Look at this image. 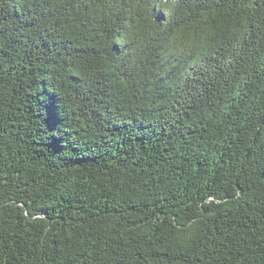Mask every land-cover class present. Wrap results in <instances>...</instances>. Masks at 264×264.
I'll return each mask as SVG.
<instances>
[{
	"label": "trees",
	"instance_id": "trees-1",
	"mask_svg": "<svg viewBox=\"0 0 264 264\" xmlns=\"http://www.w3.org/2000/svg\"><path fill=\"white\" fill-rule=\"evenodd\" d=\"M3 3L0 264H264V59L227 56L240 13L245 49L264 46V0H184L219 10L224 32L203 63L154 48L139 72L90 80L79 73L98 58L91 19L78 46L23 0Z\"/></svg>",
	"mask_w": 264,
	"mask_h": 264
},
{
	"label": "clouds",
	"instance_id": "clouds-1",
	"mask_svg": "<svg viewBox=\"0 0 264 264\" xmlns=\"http://www.w3.org/2000/svg\"><path fill=\"white\" fill-rule=\"evenodd\" d=\"M22 4L37 12L42 26L78 46L85 43L82 25L88 19L94 22L99 33V39L94 44L98 58L96 63L80 69L79 74L84 80L93 79L98 73L119 74L124 65L139 72L154 48L162 57H179L187 64H201L224 32L221 25H216L214 30L212 28L214 18L219 15L217 8L201 5L189 10L184 0H81L75 9L68 7L67 0H23ZM4 6L3 0H0V7ZM61 8L64 10L62 15L58 14ZM156 11L163 14L162 20L155 19ZM119 19L126 22L118 32H108L105 39V31ZM57 20L61 22L59 28L56 27ZM247 23L245 13H240L230 22L228 32L232 39L227 47L229 59L246 58L254 53L264 59V46L255 44L246 50L239 39L246 31ZM110 44L119 45L121 51L111 54ZM121 83L126 89L133 87L130 81ZM145 92L149 99H154L150 83ZM194 230L192 227L186 231L179 229V239H189ZM155 264L162 262L156 261Z\"/></svg>",
	"mask_w": 264,
	"mask_h": 264
}]
</instances>
